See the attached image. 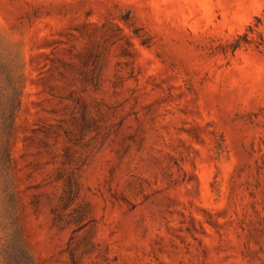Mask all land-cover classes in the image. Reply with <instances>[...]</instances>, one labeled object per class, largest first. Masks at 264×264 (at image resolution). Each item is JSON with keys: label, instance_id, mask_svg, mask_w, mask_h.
Instances as JSON below:
<instances>
[{"label": "rangeland", "instance_id": "1", "mask_svg": "<svg viewBox=\"0 0 264 264\" xmlns=\"http://www.w3.org/2000/svg\"><path fill=\"white\" fill-rule=\"evenodd\" d=\"M0 264H264V0H0Z\"/></svg>", "mask_w": 264, "mask_h": 264}]
</instances>
